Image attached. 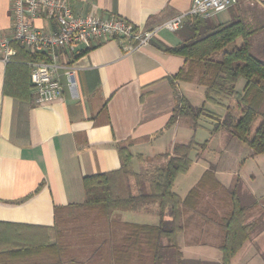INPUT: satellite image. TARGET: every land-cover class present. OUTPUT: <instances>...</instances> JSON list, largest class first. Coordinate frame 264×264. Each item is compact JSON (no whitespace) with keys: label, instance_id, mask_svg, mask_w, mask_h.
<instances>
[{"label":"crops","instance_id":"1","mask_svg":"<svg viewBox=\"0 0 264 264\" xmlns=\"http://www.w3.org/2000/svg\"><path fill=\"white\" fill-rule=\"evenodd\" d=\"M191 1L69 0L76 13H94L103 18L117 15L142 29L157 27L186 12ZM248 1H241L209 18L213 23H221L232 19L233 15L240 16ZM257 4L264 12V0H259ZM233 10V13L230 12ZM34 23L44 30L53 27L52 22L44 18H36ZM178 29L162 28L149 44L130 53H124L123 47L113 40L81 42L73 54L57 50L61 94L51 101H37L33 86L28 98L5 94L6 63L0 58V221L49 228L56 226L61 230V235L49 242L58 241L57 250L44 246L40 238L36 239L43 229L28 227L25 230V236L33 243L39 241L40 245L35 250L44 249L48 256L59 259L55 263L37 264H148V250L143 245L142 236H139V242L136 240L135 245L123 253H117V245L129 234L135 235L140 226L157 225V204H149L151 211L145 210L146 205L144 209L115 210L122 211L125 214L122 217L113 211L108 219L97 218L93 213L86 212L82 204V178L119 168L121 160L117 144L129 143L130 151L134 155L140 154L141 158H133V166L136 167L153 157L164 156L163 153L175 142H186L196 132L188 119L179 118L167 124L180 95L186 96L192 104L193 98L201 103L204 99L202 85L195 81L170 79L183 65L184 57L166 52L163 48L181 41ZM11 31L10 0H0V34L9 36ZM259 33L254 35L253 45L255 49L259 45L260 52H264V39L259 40ZM64 65L74 68L72 84L64 73ZM198 147L194 149L187 170L190 171L195 162L203 163L197 170L195 182L187 190H181L184 186L181 187L178 176L174 183V191L182 198L210 168L221 187L224 185L219 177L222 170L214 168L208 159H203ZM247 195L260 201L253 191ZM204 199L203 190L197 201V208L202 211ZM262 206L263 212L264 203ZM126 211L131 213L129 217ZM262 212L261 220L264 217ZM182 217L189 227L182 220L184 229L177 235L181 257L196 258L207 251L216 254L221 241L208 244L202 233L207 229L216 233V228H207V225L212 223L221 230L218 224L193 211H184ZM196 223L201 224L199 229ZM68 225L69 230L66 228ZM185 231L188 234L181 235ZM163 239L161 242L165 245ZM78 241L97 244L84 247L79 246Z\"/></svg>","mask_w":264,"mask_h":264},{"label":"trees","instance_id":"2","mask_svg":"<svg viewBox=\"0 0 264 264\" xmlns=\"http://www.w3.org/2000/svg\"><path fill=\"white\" fill-rule=\"evenodd\" d=\"M260 30V26L250 28L240 16L221 23H213L209 17L190 14L185 16L177 30L181 41L163 49L184 57L183 65L170 79L195 81L202 85L204 99L201 104L195 105L186 96L180 95L179 103L173 107L167 121L168 125L179 118H188L195 131L200 126V119L208 117L214 120L212 126L208 128L210 135L228 131L231 137L250 147L252 154L264 153V59L253 50V37ZM238 38L241 39L239 46L227 48ZM11 45L15 53L5 65L3 92L17 98H28L32 87L29 78L30 63L50 61V57L45 52L26 49L17 41H12ZM239 79L244 80L240 90L236 87ZM221 99L227 101L223 102ZM229 101L232 105H229ZM207 102L223 107L224 114L220 115L208 109ZM254 121H257V125L252 130ZM207 143L206 139L198 143L193 133L186 142H175L166 151L164 164L156 165L143 173L133 170V158H141L140 154L134 155L129 149V143H120L117 144L121 160L119 168L88 174L82 178L84 192L82 204L86 212L93 213L97 218L108 219L115 210H133L139 205L156 203L158 206L157 225L140 226L135 235L129 234L126 240L117 245V253H123L135 245L139 236H142L143 245L148 250V264H161L164 259L163 252L168 248L172 250L176 264H180L182 259L177 235L184 229L183 212L193 211L218 224L223 233V238L218 244L221 264H231L232 258L257 227V220L249 221L248 217L251 207H255L259 201L248 196L247 202H244L238 190L240 178L236 175L234 185L229 190L230 209L222 218L215 219L197 208L201 191L206 186L210 184V187L215 189L221 187L214 177L212 168L203 173L201 179L185 197L182 198L174 191L177 176L186 173L191 165V152L198 145L204 147ZM130 177L136 178V181H146L148 190L138 185L134 192L130 186ZM259 199L264 202V195ZM28 227L43 229L41 236L36 239L44 241V246L57 248L58 241L49 244L52 238L61 235V230L56 226L49 228L0 221V262L14 264L58 262L59 259L51 258L44 249L35 250L40 243L37 240L33 243V240L25 236L24 232L29 229ZM161 238L166 239V245L162 244ZM32 244L36 246L31 247ZM31 251L35 252L25 253ZM28 254L30 255L24 257Z\"/></svg>","mask_w":264,"mask_h":264},{"label":"built area","instance_id":"3","mask_svg":"<svg viewBox=\"0 0 264 264\" xmlns=\"http://www.w3.org/2000/svg\"><path fill=\"white\" fill-rule=\"evenodd\" d=\"M241 1L248 0H192L186 12L157 27L142 29L117 15L103 18L94 13H76L69 0H10L12 31L9 36L0 34V58L6 63L15 53L12 41H17L31 51L45 52L50 61L31 62L29 78L37 101H51L61 94V83L57 75V50H67L73 54L81 42L113 40L123 47L124 53H130L149 44L158 30H176L181 27L188 14L210 17ZM36 18L50 20L53 27L48 30L40 28L34 23ZM63 67L72 84L73 66Z\"/></svg>","mask_w":264,"mask_h":264},{"label":"rangeland","instance_id":"4","mask_svg":"<svg viewBox=\"0 0 264 264\" xmlns=\"http://www.w3.org/2000/svg\"><path fill=\"white\" fill-rule=\"evenodd\" d=\"M257 1V0H256ZM255 0L248 1L244 9L240 11V18L243 19L247 25L250 28L255 27H261L260 33H259V40L264 39V12L262 11L261 7H259ZM231 10V9H230ZM230 12H234L230 11ZM234 17V15H233ZM231 17V18H233ZM216 19H214L215 21ZM257 36V35H256ZM255 39V37H254ZM257 40V37H256ZM255 43V42H254ZM259 43V42H258ZM241 44V39L238 38L235 40L234 43L229 44L227 48H232L233 46H239ZM263 48V46H261ZM260 47V48H261ZM264 49V48H263ZM254 52L256 55H258L260 58L264 59V52H260L259 45L256 46V49L254 47ZM244 82L243 79L238 80L237 88L240 87L241 83ZM194 104L199 105L201 102L195 98H193ZM223 102H226L227 100L221 99ZM229 105H232V102L229 101ZM206 107L210 109L211 111L223 115L225 112V109L219 105L212 104V103H206ZM188 119V118H183ZM190 120V119H188ZM212 119L203 117L200 119L199 123L200 126L197 127L195 130V140L197 142H202L205 139L208 140L207 147L200 146L197 149H200V156H202L203 159H208V163L211 164L214 168H217L218 170L221 169V173L219 175L221 183L223 182L224 185L222 187H219L218 189H215L213 187L206 186L204 189L205 191V199L203 204L204 212L213 218H220L222 215H225L228 210L230 209V196H229V190L232 189V186L235 182V174H239L240 176V185L238 190H240L241 195L243 197L244 202H247L248 195L252 191L256 194L255 196L259 198L261 195H264V153L263 154H252V151L250 147H248L246 144L240 142L238 139L231 137L228 134V131H221L219 133L211 134L208 133V128H210L213 124ZM257 125V121H254L251 129L254 130ZM202 148V149H201ZM195 153V150L191 152V158L193 157V154ZM164 156L162 157H153L151 159H148L147 163L139 164L136 167L133 166V170L135 172L143 173L145 171H149L156 165H162L166 160V152L163 153ZM199 156V157H200ZM203 165L202 162H195L194 165H192V169L188 171L185 174L178 175L179 182L181 183V187H183L181 190H187L188 187L192 186L197 178V170L200 169V167ZM224 168V170H223ZM130 186L132 187V190L135 192L138 188V184L142 185L144 190H148V185L146 181H136V178L130 177ZM222 183V184H223ZM177 185V183H176ZM178 188V185L177 187ZM217 190V191H213ZM228 192H227V191ZM259 205L255 208L251 207L249 211L250 219H257V222L259 223L258 226L255 228V230L251 233V236L249 240H247L242 248L239 250V252L232 258L231 264H264V232L262 233V229L264 228V217L260 218V213L262 212V205L263 201L259 199ZM146 205H139L136 207V209H144ZM262 206V207H261ZM151 206H147L145 208L146 211L149 210ZM208 207V208H206ZM261 209H260V208ZM223 210H226L223 212ZM117 214H119L121 217L122 215H125L122 211H115ZM129 211H126L127 217H129L128 213ZM264 213V211L262 212ZM118 216V215H116ZM120 217V218H121ZM197 219L201 220L199 216H197ZM182 220H184L185 224L188 226L187 222L185 221V218L182 217ZM203 220V219H202ZM202 222V221H199ZM204 222V221H203ZM196 228L199 229V226L201 224L196 223ZM199 225V226H198ZM209 226H212L213 228H216V233H211L208 229L202 233V237L205 238L208 244H215V242L219 243L222 239V232L218 229V227L212 223H208L207 228ZM189 227V226H188ZM69 230V225L66 227ZM188 232L181 233V235L186 236ZM163 243L166 245V239H163ZM90 244H97L93 242H87L83 243L82 241H78V245H83L84 247L90 245ZM210 247V246H209ZM212 249V247L210 248ZM86 251V250H85ZM216 252V249H215ZM83 253V252H82ZM217 254L219 257L217 258ZM152 258V255H150ZM163 260L161 264H176L175 259L172 257V250L167 249L163 252ZM181 263L180 264H221L220 261V253L217 250L216 254L213 251H207L205 253H200L199 257H181Z\"/></svg>","mask_w":264,"mask_h":264}]
</instances>
